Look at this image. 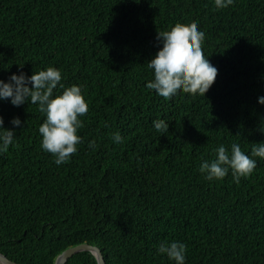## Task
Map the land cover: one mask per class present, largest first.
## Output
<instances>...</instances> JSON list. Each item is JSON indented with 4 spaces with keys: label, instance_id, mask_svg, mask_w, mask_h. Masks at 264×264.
<instances>
[{
    "label": "trees",
    "instance_id": "trees-1",
    "mask_svg": "<svg viewBox=\"0 0 264 264\" xmlns=\"http://www.w3.org/2000/svg\"><path fill=\"white\" fill-rule=\"evenodd\" d=\"M192 23L205 33L217 78L205 97L163 101L146 88L157 34ZM47 67L82 86V142L57 166L40 146L38 106L0 101L4 127L15 132L0 154V252L55 264L87 242L107 264H172L157 248L179 240L186 264H264V159L239 183L198 171L221 144L250 154L264 142V0L222 10L214 0H0V79ZM161 120L165 136L153 130ZM65 264L98 261L82 251Z\"/></svg>",
    "mask_w": 264,
    "mask_h": 264
},
{
    "label": "clouds",
    "instance_id": "clouds-1",
    "mask_svg": "<svg viewBox=\"0 0 264 264\" xmlns=\"http://www.w3.org/2000/svg\"><path fill=\"white\" fill-rule=\"evenodd\" d=\"M233 3L234 0H214L218 10L226 9ZM204 39L205 33L199 30L197 23L158 32L159 51L147 63L152 79L146 83V88L166 102L181 94L205 97L217 78L218 69L204 54ZM61 81L62 73L55 67H47L30 76L23 72L18 75L13 73L7 82L0 79V101L9 100L16 107L25 103L37 105L46 117L38 129L40 146L52 155L57 166L69 162L77 153V146L82 142L78 130L84 126L79 117L89 111L82 86H66ZM258 103L264 105V96L258 97ZM21 123L19 117L11 120L14 126ZM153 130L159 136H165L169 127L161 120L153 123ZM260 131L264 133V127H260ZM14 139V130L6 129L0 116V154L8 152ZM112 140L119 144L123 142V137L115 132ZM88 146L95 151L96 141H89ZM256 158L264 159V142L257 143L250 154L242 151L238 143H232L230 150L221 144L215 149V158L202 160L198 171L210 182L223 180L231 173L233 181L239 183L242 177H249L256 169ZM157 253L166 256L172 264H186L187 261V245L179 240L161 242Z\"/></svg>",
    "mask_w": 264,
    "mask_h": 264
},
{
    "label": "water",
    "instance_id": "water-1",
    "mask_svg": "<svg viewBox=\"0 0 264 264\" xmlns=\"http://www.w3.org/2000/svg\"><path fill=\"white\" fill-rule=\"evenodd\" d=\"M82 251L91 252L96 257L98 264H107L103 251L97 245L90 244L87 242L80 243L76 246H71L65 249L57 256L55 260V264H65L69 260V258H71L74 254ZM0 264H20V263L10 259L5 254L0 252Z\"/></svg>",
    "mask_w": 264,
    "mask_h": 264
}]
</instances>
